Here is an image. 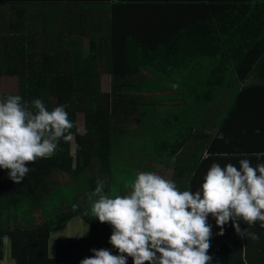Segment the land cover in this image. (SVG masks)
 <instances>
[{
  "label": "trees",
  "instance_id": "trees-1",
  "mask_svg": "<svg viewBox=\"0 0 264 264\" xmlns=\"http://www.w3.org/2000/svg\"><path fill=\"white\" fill-rule=\"evenodd\" d=\"M120 7L160 14L147 18L156 23H137L117 13ZM170 12L177 20L163 23ZM262 52L264 0H0V85L17 78V91L3 93L2 100L18 94L24 101L41 99L49 110L67 105L75 123L72 140H61L52 157L29 164L32 170L21 183L0 168V264H80L94 255L93 248L118 254L109 243L112 226L91 214L98 199L91 194L97 180L105 182L109 196L128 194L137 170L148 172L147 164L156 162L159 150L148 148L156 143L152 138L165 148L164 132L172 128L182 134L167 156L183 150L193 163L175 170L184 176V182L175 181L181 191H196L213 162L239 168L249 148H260L251 139L257 134L236 135L235 129L247 126L251 111L264 112V85L252 80L264 61ZM102 74H109L106 90ZM133 81L145 83L138 85L145 89L136 91ZM227 96L228 102L211 105ZM150 97L159 106L182 99L183 115L174 119L180 126L168 118L166 125L148 120L132 129V110L147 116ZM257 102L260 107L253 110ZM216 131L228 142L210 134ZM126 132L152 134L136 145L137 140H124ZM115 165L122 172L118 177ZM131 172L136 173L129 177ZM75 218L87 223L91 234L61 236L52 245L53 235ZM211 225L213 264H264L259 221L240 222L258 241L238 236L231 222L222 236L216 235V223ZM128 262L133 264L131 257Z\"/></svg>",
  "mask_w": 264,
  "mask_h": 264
},
{
  "label": "clouds",
  "instance_id": "clouds-1",
  "mask_svg": "<svg viewBox=\"0 0 264 264\" xmlns=\"http://www.w3.org/2000/svg\"><path fill=\"white\" fill-rule=\"evenodd\" d=\"M66 108L49 110L41 99L24 101L18 94L0 100V168L14 183L25 179L32 170L29 164L52 157L61 140H72L75 123ZM210 134L225 140L223 132ZM255 156L260 161L255 166L247 158L238 160L239 168L213 162L196 191H181L160 174L139 172L128 194L112 197L105 194V182L97 180L91 195L98 199L91 214L112 226L109 243L118 254L93 248L94 255L80 264H128L129 257L133 264H213L208 254L213 236L209 216L220 229L216 235H224V226L231 222L238 236L258 241V234L240 227L241 221H259L264 227V152ZM2 239L8 243L7 236Z\"/></svg>",
  "mask_w": 264,
  "mask_h": 264
},
{
  "label": "crops",
  "instance_id": "crops-1",
  "mask_svg": "<svg viewBox=\"0 0 264 264\" xmlns=\"http://www.w3.org/2000/svg\"><path fill=\"white\" fill-rule=\"evenodd\" d=\"M182 12H183V10L178 13V15L181 16L179 19L183 18ZM117 13L124 14L125 16L133 17V19H137V23H156L153 21H149L147 18L151 14H154L155 16H159L158 14H160V13H154L152 11H145V9H142V8H133V7H120L118 9ZM165 17H167V18L163 21V23H173V22H175V20H177L176 13L170 12L169 15H167ZM5 22L7 23L9 21L5 20ZM114 23H117V22L115 21ZM88 54H89V46L87 44V46L85 47V51L83 52V55L87 56ZM261 56L264 57V52L261 53ZM146 79L151 80L148 77ZM256 79L264 80V61H262V63L258 65V67L256 69V73L252 78V80L254 81V83L256 85H259V87H262L264 85V82L257 81ZM102 82L103 83H101V84H104V82H105L104 85L107 88H110L106 84L107 81H106L105 76H102ZM132 84H134L137 87L136 91L144 90L145 88L140 87V86L146 85L145 83L135 84V81H133ZM138 85H140V86H138ZM148 105L149 106H148V115L147 116L141 115L140 110H132L133 111L132 119L134 122L131 125L132 129L138 128V126H137L138 124L144 123L148 120H149L148 125L151 123H157V121H161L163 123L161 116L164 117L165 115L167 116V118L171 119V121L174 123L175 126H180V123L175 122L174 119L178 120L177 116L182 117V115H183V100L182 99H177V98L170 99L169 102H167V103L163 102L162 106H159L158 100H153V98L150 97L149 101H148ZM251 107L253 108V110H255V109L260 107V104H259V102H257L254 105H252ZM262 107L264 108V105ZM157 109H163V111L158 112ZM251 113H252V115H251L250 121L245 122V123H247V126H245V125L237 126V128L235 129V132H236V135L240 134L241 136H247V134L250 136H255L256 134L258 135L259 138H251V139H257L258 140L257 143L260 145V146H257V148L258 147H260V148L259 149L249 148L246 151L248 156L245 157L247 159H250L252 162V165L255 166L258 163L255 154L260 153V152H264V112L260 113L259 116H257L252 111H251ZM167 120L168 119H166L165 122ZM181 122H183V124H184V118L181 119ZM257 129H259V133H257V131H256ZM232 131L234 132V128L231 130V132ZM151 134H152V132H148V134L126 132V133H124V135H126L124 140L127 143L132 142V141L135 142L137 140L135 144L139 145L138 140L143 139L142 137H145V135H151ZM181 134H182L181 131H176V130H174V128H172L167 133L164 132L163 139L167 142V146L165 148H162L157 144V137L152 138V139H155L156 143L153 146L150 145V148L154 147V150H155V148H157L159 151L154 156L155 158H157L156 162H149L147 164V166L150 167V168H148L149 169L148 172H154L155 173L156 171H158V172H161V174L164 178H168V179L173 180V181H178L180 183L184 182L183 173L176 174L175 170L177 168L178 170L181 171V167L187 168V170H188L189 167L193 166V163L190 161L189 158H186V155H183V150H180L179 152H177V154L173 157L167 156L168 152H171L174 150L175 147L173 145L176 143L177 139L180 137ZM152 155L153 154H151L149 157H151ZM155 164L158 166L162 165L165 169L162 171H159L160 170L159 167L157 168V166ZM151 168H153L154 170ZM137 171H138V173L139 172H146L143 169H138ZM211 247H212V244H211Z\"/></svg>",
  "mask_w": 264,
  "mask_h": 264
},
{
  "label": "rangeland",
  "instance_id": "rangeland-1",
  "mask_svg": "<svg viewBox=\"0 0 264 264\" xmlns=\"http://www.w3.org/2000/svg\"><path fill=\"white\" fill-rule=\"evenodd\" d=\"M108 75L109 74H102V76H105L107 78V80L109 79ZM101 83H103L102 82V77H101ZM104 84H105V82H104ZM104 84H101V88L103 90H106L107 87ZM131 86H135V85L131 84ZM0 87H1L0 100H2L1 96L3 95V93H12V92L17 91V78H9V79L4 80V81L2 80V83H1ZM228 98H229V96L225 97V100H223V99L219 100L218 99L219 101H217L215 104H211V105L214 106V107H217L216 104H218L219 102H222V101L228 102ZM157 111L158 112L159 111H163V109H157ZM161 118H162V121H163L164 125H166L167 123L165 122V120L168 119L167 116L166 115L164 117L161 116ZM77 119H78L80 124L83 123V119L84 118H83L82 114H79L77 116ZM148 148H150V145L148 146ZM141 155L146 156L145 153H141ZM156 166H157V168L159 167V169H160L159 171H162V170L165 169L162 165L161 166L156 165ZM134 173H136V172L129 173L128 174L129 177L134 175ZM155 173L162 175L161 172H158V171H156ZM121 174H122V172L118 171L117 166L115 165L114 176L118 177ZM165 179H168V178H165ZM209 220H210L211 224H213V225L216 223L215 218L214 219L213 218L212 219L209 218ZM82 233H85V235L83 237H88L91 234V229H90L89 225L87 223H85L82 219L75 218L69 223V225L64 229V231L53 235V237L51 239L52 245H57V241L59 240V238L61 236L78 238V237H81L79 235L82 234ZM128 264H130V263L128 262Z\"/></svg>",
  "mask_w": 264,
  "mask_h": 264
}]
</instances>
